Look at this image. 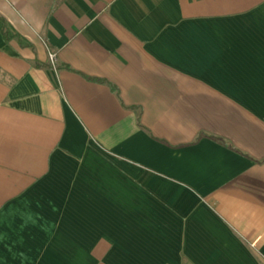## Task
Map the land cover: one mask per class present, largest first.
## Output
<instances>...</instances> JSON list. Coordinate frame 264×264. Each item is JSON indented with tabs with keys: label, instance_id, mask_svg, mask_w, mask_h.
<instances>
[{
	"label": "crops",
	"instance_id": "1",
	"mask_svg": "<svg viewBox=\"0 0 264 264\" xmlns=\"http://www.w3.org/2000/svg\"><path fill=\"white\" fill-rule=\"evenodd\" d=\"M0 264H264V0H0Z\"/></svg>",
	"mask_w": 264,
	"mask_h": 264
},
{
	"label": "built area",
	"instance_id": "2",
	"mask_svg": "<svg viewBox=\"0 0 264 264\" xmlns=\"http://www.w3.org/2000/svg\"><path fill=\"white\" fill-rule=\"evenodd\" d=\"M49 59H50L52 66L55 68L56 64H57V54L54 52H50L49 53Z\"/></svg>",
	"mask_w": 264,
	"mask_h": 264
}]
</instances>
